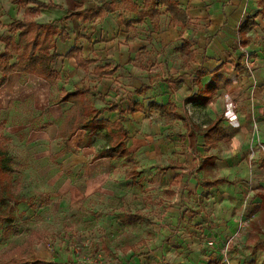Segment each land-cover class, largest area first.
Listing matches in <instances>:
<instances>
[{
  "label": "rangeland",
  "instance_id": "rangeland-1",
  "mask_svg": "<svg viewBox=\"0 0 264 264\" xmlns=\"http://www.w3.org/2000/svg\"><path fill=\"white\" fill-rule=\"evenodd\" d=\"M25 2L18 3L21 13ZM162 9L165 21L169 15ZM8 25L0 23V48L2 38L13 35L17 39L16 30ZM139 26L146 43L141 65L146 72L141 77L149 78L151 84L161 80L174 87L171 94L182 119L171 122V128L162 133L166 141L158 139V144L150 136L159 132H144L139 120L137 135L132 137L145 143L130 152L132 159L115 154L93 161L94 153L89 150L69 146L61 151L66 143L60 132L67 131L73 108L55 103L58 82L52 85L47 104L36 88V78L23 75L16 80L0 99V133L8 139L9 173L8 188L0 193V264L36 259L50 264H176L181 256L184 261L179 264H192L188 260L194 245L183 246L174 261L168 252L181 248L180 239L195 236L202 244L197 249L206 256L211 249L205 241L216 240L213 235L208 238V230L219 220L225 236L218 237L217 247L227 249L229 264H264V249L256 246L264 243V208L257 196L264 186L247 181L240 185L241 180L236 179L229 188L222 185L226 187L223 190L221 185L207 186L221 175V160L227 156L223 150L229 142L210 148L203 140L201 133L210 117L206 108L192 99L200 81L185 77L183 72L192 71L196 61L185 64L183 37L164 43L157 40L151 23ZM188 29L184 31V35L189 33L186 39L195 41L199 27L190 22ZM253 29V39L264 51V34L259 36ZM75 65L71 61L63 66L69 69ZM166 116L162 113L159 118L166 121L170 118ZM191 128L197 135L195 145ZM94 142L98 149L107 145L105 130ZM177 165L181 166L172 171ZM176 226L182 228L180 234H167L166 229ZM230 228L235 229L232 235L225 233ZM171 236L178 239L172 241ZM165 244L169 248L164 251Z\"/></svg>",
  "mask_w": 264,
  "mask_h": 264
},
{
  "label": "crops",
  "instance_id": "crops-1",
  "mask_svg": "<svg viewBox=\"0 0 264 264\" xmlns=\"http://www.w3.org/2000/svg\"><path fill=\"white\" fill-rule=\"evenodd\" d=\"M40 1L47 3L52 1L54 4L47 8H41L36 20L42 24L53 23L55 26L64 27L69 34V38L66 41L55 37L56 51L59 57L53 62V68L59 76V93L62 88L69 91L76 88L90 89L88 97L92 105L98 109H102L101 117L112 122L119 118V111L105 109V106L113 102L123 107L126 111L124 125L129 130L125 145L131 153L145 143L144 140L140 141L132 137V135H137L136 130L140 127L139 120L142 123L141 129L144 132H159L156 137L150 136V138L153 137L154 140H157V144L159 143L158 139L165 142L166 138L162 137V133L171 128L173 120L178 121L183 116H181L182 113L177 109V105L173 101L171 91L174 87L168 83H161V80L157 84H151L149 78L141 77V74L146 72L141 66L144 60L137 64L129 62L130 58L138 61L141 54L139 50L146 45L142 39L143 35L140 34L139 25H136L138 33L135 39L126 41L129 32L125 26V21L136 19L138 14L133 12L130 7L123 6L114 12L106 13L104 17H97L92 20L83 21L76 16L65 19L67 10L79 5L83 6V10L94 9L98 5V1ZM133 1L142 9L143 0ZM178 1L187 10L189 18L187 27L181 34L178 26L169 25V16L164 21L161 14V30L155 31V35L157 36V40H162L164 43L178 40L180 37H183V40L189 41L186 39L189 37V33L184 35V31H190L188 29L190 22H195L199 27L196 40L189 41L194 57L188 64L195 63L196 61V67L192 66V71L187 69L183 70V72L186 74L185 77L200 81V85L196 87V92H193V95L202 88L208 86L216 87L213 98L207 105L201 104L199 100H193L206 108V112L210 117L208 125L217 117H223L220 126L223 128L226 136L221 138L217 144L225 141L229 142V146L223 150L227 156L221 160V175L219 177H226L230 183L223 182L217 186L221 185L222 190L226 189L222 185H226L229 188V185L234 184L231 181L234 179L241 180L238 182L240 185L242 182L245 183L247 181L250 184L252 183L253 186H264V51H262L260 43H256L253 39L256 33L253 28L259 31L257 35L262 36L264 34V11L259 4V0ZM33 5V3H28V6ZM22 15L23 13L20 12L19 4L15 3L14 0H0V23L10 24L12 21L22 18ZM253 15H256L257 25L249 30L247 34L249 37L248 44L243 47L240 43L239 27L248 16ZM145 21L151 23L149 18H146L143 22ZM115 28H117L116 31H114ZM258 38L261 39L262 37ZM75 45L80 48L83 59H94V62L90 63L87 67H82L74 57H65V54ZM4 48L5 44L0 48V53L4 51ZM255 52L256 55L250 57V54ZM13 61H15V58L12 59ZM71 61L75 62V67L67 69L63 66L65 63H70ZM97 67H102L104 70L114 67H117V69L113 74L100 77L94 73ZM196 70H199V72L203 71L200 74L201 76L197 73L194 74ZM130 74L132 75L131 77H126V75ZM23 75L37 79H34L37 81L36 88L37 90H41L43 103L48 104L51 88L53 87L52 84L36 75L18 71L12 72L7 81L0 87V99L5 98L6 94L10 92V87L16 80H20ZM211 80H215L214 84L211 83ZM130 83H132L133 87ZM143 85H146L148 88L141 93H137L136 89L141 88ZM189 87L188 92H191L193 86L189 84ZM124 93L126 94L124 95ZM96 97L101 101L96 100ZM102 98H104V101ZM169 101L175 105L173 113L176 115V118H173L169 112ZM150 102L165 105L166 108L163 111L157 109L150 110L148 107ZM133 103L142 104L144 109L134 113L129 112V108L133 106ZM62 104H69L73 108V104L70 102ZM232 104H235L237 107L232 108ZM35 108H37L36 105ZM162 113H164V118L167 117L166 113L170 118L162 121L159 118ZM208 125L205 126L207 127ZM203 132L201 133L202 135ZM86 133L85 129L77 130L68 142H65L66 145L83 151L89 150L90 153L95 154L99 150L98 144L94 142L97 134L88 137ZM192 133L193 129L191 128L190 134ZM195 136L197 141V135ZM203 138L205 144L210 148L217 147V145L211 146L207 144L204 135ZM81 140L82 144H80ZM89 141H91V144H88ZM196 141L193 143L191 138L193 145L196 144ZM251 147H257L253 159L249 158ZM196 148L199 149L200 146L197 145ZM191 164H193V167L195 166V162ZM180 166L171 170H177ZM193 167L189 166V168ZM177 176L176 174L175 177ZM215 179H211L210 181ZM187 180L190 182L194 180L196 182L195 178H187ZM261 193H264V187L261 188V192L257 195L258 200L263 204ZM232 223L235 224V220H232ZM174 229H166L167 234L170 232L180 234L182 231L180 226L179 228L176 226ZM190 230H193L195 233L199 232L196 229L190 228ZM234 231V228H230L225 233L232 235L235 233ZM208 233V238L213 235L217 242H219L218 237L224 239L225 235L223 229H221V221L219 220L218 223L216 221L215 227L208 230ZM176 238L178 239L177 236H171L172 241ZM180 241L182 242V246L177 249V252H168L171 254L169 258H172L173 261L175 260V254H180L179 252L184 251V247L188 248L187 245L190 244V247L194 245V248L189 255L190 259L188 262L190 261L192 264H208L210 261H214L218 264L216 253H214V249L207 246V241H205V245L211 251H207L206 256L201 254L200 249H197L199 247L198 244L200 247L202 246L199 238L190 236L180 239ZM166 244L164 251L166 248H169L167 247L169 245ZM182 259L181 256V259L179 258L177 262H174L179 264L181 261H184Z\"/></svg>",
  "mask_w": 264,
  "mask_h": 264
},
{
  "label": "trees",
  "instance_id": "trees-1",
  "mask_svg": "<svg viewBox=\"0 0 264 264\" xmlns=\"http://www.w3.org/2000/svg\"><path fill=\"white\" fill-rule=\"evenodd\" d=\"M98 5L94 9L83 10V6L79 5L73 9L67 10L65 19L79 17L81 20H92L97 17H104L106 13L114 12L123 6H128L133 12L138 14L136 19L126 20L125 26L128 30V36L126 41H132L137 36L138 30L136 25H140L146 18H149L153 26V31H160V16L162 14L161 9L169 15V25L178 26L180 32L187 27L189 18L187 10L181 6L178 0H143L142 9L133 0H97ZM15 3H19L20 0H14ZM28 3H33V6H28ZM52 1L42 2L40 0H26L24 6V12L22 18L12 21L8 26L14 28L17 32V39L13 35L6 36L1 39L5 44L4 51L0 53V87L7 81L9 75L12 72H22L25 74H33L40 78L45 79L52 85L58 82V73L53 68V62L59 54L56 51V38H60L62 41H66L69 38V34L64 27L55 26L53 23L42 24L36 20L37 15L41 8H47L53 5ZM259 4L264 11V0H259ZM257 25L256 15L248 16L239 27L240 43L247 46L248 44V32ZM145 47H142L141 54L138 61L130 58L129 62L139 63L143 60L142 52ZM184 50V62L188 64L193 60L194 53L190 49L189 41L184 40L182 44ZM65 57H74L77 63L82 67H87L90 63L94 62V59H83L81 50L78 46H73L66 54ZM15 61L12 62V59ZM117 67L112 69H103L97 67L94 73L100 77L113 74ZM148 88L143 85L141 88L136 89L137 93L143 92ZM90 89L76 88L74 90H66L62 88L59 96L56 99V103H72L73 112L68 122V130L66 133L61 132L60 137L65 142L77 132L79 129H85L87 131L86 136L92 137L101 130L106 131L108 143L106 146L100 148L92 157V160L100 158L111 157L115 154L132 159V155L125 145V140L128 137L129 130L125 127L124 121L126 119V111L120 105L111 102L105 106L108 110H118L119 118L116 121H110L104 117H101L102 109L94 107L88 97ZM215 86H208L200 89L193 95L192 99L199 100L203 105H207L213 98ZM104 101V98H102ZM149 109L165 110V105H160L154 102H150ZM169 112L173 118L176 115L173 113L175 105L172 102H168ZM144 106L140 103H133V106L129 108V112L134 113L139 110H143ZM223 117H217L214 121L206 127L203 132L206 143L211 146H216L217 142L226 136L223 128L220 126V122ZM1 131V129H0ZM192 142L195 143L196 136L192 133ZM8 139L3 137L0 133V193L2 188H8L9 173L7 168L8 157ZM82 144V140L80 141ZM91 144V141L88 142ZM68 146L66 145L61 151H64ZM60 151V152H61ZM179 166V165H177ZM174 167V168H177ZM230 181L226 177H218L213 181H209L208 186H217L220 183ZM264 208V193H261ZM257 249H264V243H256ZM12 264H50L45 259H36L33 261H15ZM208 264H217L214 261H210Z\"/></svg>",
  "mask_w": 264,
  "mask_h": 264
},
{
  "label": "built area",
  "instance_id": "built-area-1",
  "mask_svg": "<svg viewBox=\"0 0 264 264\" xmlns=\"http://www.w3.org/2000/svg\"><path fill=\"white\" fill-rule=\"evenodd\" d=\"M237 106L235 104H232V108H236ZM257 147H251L250 149V155L249 158L253 159L255 156ZM245 227H242L241 230L243 231ZM217 241L214 238H210L207 240V246L211 249H217L216 253L218 254V264H229L230 258L228 256V251L227 249H221V247H217Z\"/></svg>",
  "mask_w": 264,
  "mask_h": 264
}]
</instances>
